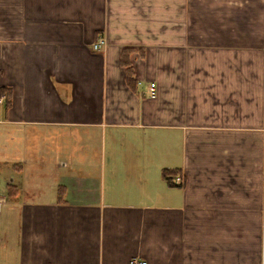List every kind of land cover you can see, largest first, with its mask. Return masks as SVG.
Returning a JSON list of instances; mask_svg holds the SVG:
<instances>
[{"label": "crops", "instance_id": "1", "mask_svg": "<svg viewBox=\"0 0 264 264\" xmlns=\"http://www.w3.org/2000/svg\"><path fill=\"white\" fill-rule=\"evenodd\" d=\"M1 89L0 264H264V0H0Z\"/></svg>", "mask_w": 264, "mask_h": 264}, {"label": "trees", "instance_id": "2", "mask_svg": "<svg viewBox=\"0 0 264 264\" xmlns=\"http://www.w3.org/2000/svg\"><path fill=\"white\" fill-rule=\"evenodd\" d=\"M132 54H133V49H131V48H127V49L123 50V52H122V63L124 66H126V69H127V83L131 88L135 89L137 86V82L134 78L133 61L131 59ZM0 96H4V98L6 97L5 103H6V106H9L11 103L10 93L7 92L6 89H1L0 90ZM170 173H171V171H169V170L164 171V174L166 177H168ZM60 191H61V189H60Z\"/></svg>", "mask_w": 264, "mask_h": 264}, {"label": "built area", "instance_id": "3", "mask_svg": "<svg viewBox=\"0 0 264 264\" xmlns=\"http://www.w3.org/2000/svg\"><path fill=\"white\" fill-rule=\"evenodd\" d=\"M107 40L105 37H100L97 41L94 42L93 44V48L95 50H99L101 47H103L104 45H106ZM148 94H150L151 96H155L156 95V88L155 85H151L148 88ZM4 98L0 97V103L3 102ZM175 182L178 184L182 183L181 177H177L175 179ZM130 264H149L147 259L144 258H139V257H133L130 259Z\"/></svg>", "mask_w": 264, "mask_h": 264}, {"label": "rangeland", "instance_id": "4", "mask_svg": "<svg viewBox=\"0 0 264 264\" xmlns=\"http://www.w3.org/2000/svg\"><path fill=\"white\" fill-rule=\"evenodd\" d=\"M5 175H6V172H5ZM12 176H10V178H11Z\"/></svg>", "mask_w": 264, "mask_h": 264}]
</instances>
